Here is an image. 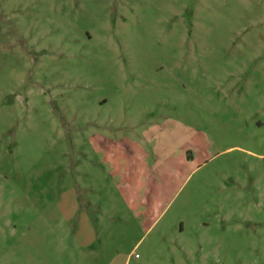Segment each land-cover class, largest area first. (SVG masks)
I'll return each instance as SVG.
<instances>
[{
    "label": "rangeland",
    "instance_id": "374dc122",
    "mask_svg": "<svg viewBox=\"0 0 264 264\" xmlns=\"http://www.w3.org/2000/svg\"><path fill=\"white\" fill-rule=\"evenodd\" d=\"M0 264H264V0H0Z\"/></svg>",
    "mask_w": 264,
    "mask_h": 264
}]
</instances>
